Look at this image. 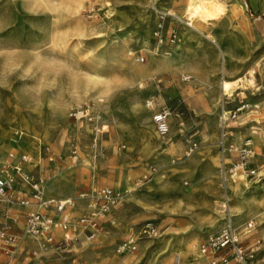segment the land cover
<instances>
[{"label":"rangeland","instance_id":"1","mask_svg":"<svg viewBox=\"0 0 264 264\" xmlns=\"http://www.w3.org/2000/svg\"><path fill=\"white\" fill-rule=\"evenodd\" d=\"M153 1L158 9L175 13L165 21L166 48H157L153 36L151 0H0V172L14 180L11 202L0 203V222L7 221L15 237L12 255L0 253V260L207 264L216 258L219 264H237L230 256L227 262L220 260L222 251L199 249L224 223L217 146L221 59L220 50L205 35H223L222 48L230 53L225 55L229 69L224 76L245 91L227 97L228 105L242 99L251 105L230 121L236 136L240 129L250 131V125L264 136V109L258 102L264 98V87L255 88L243 78L253 69L252 77L261 83L264 59L257 66L252 53L240 57L247 46L241 30L225 17L219 30L218 8L192 2L200 17L195 21L186 19V0ZM206 23L211 26L208 33L194 29L202 30ZM172 29L176 37L169 42ZM136 55H143V62ZM182 73L192 76L182 80ZM214 91L217 100L207 106ZM161 106L174 112L166 136L158 135L151 120ZM78 108H87L93 119L69 116ZM191 140L197 148L181 157ZM10 152L31 157L30 176L45 187V199H72L74 204L64 211L70 221L88 211L89 196L97 189L108 186L121 192L101 216L93 239L80 234L66 251L27 240L23 228L31 206L17 199H30V187L13 170L16 158ZM210 157H215L214 174L203 180L199 168ZM183 162H189V168L180 172L177 165ZM258 174L245 180L260 179L259 197H252L255 188L242 183L233 196L229 185L235 226L253 229L244 236L247 242L261 239L251 264H264V166ZM145 221L155 223V235L139 240L133 252L117 253L116 244ZM248 222L252 226L244 228Z\"/></svg>","mask_w":264,"mask_h":264},{"label":"built area","instance_id":"2","mask_svg":"<svg viewBox=\"0 0 264 264\" xmlns=\"http://www.w3.org/2000/svg\"><path fill=\"white\" fill-rule=\"evenodd\" d=\"M151 7L155 13V23L153 28V36L157 41V48H166L165 44V21L169 17H175V13L169 10L158 9L155 2L151 0ZM188 24L191 22L188 21ZM176 37L175 31L172 29L168 34V41L172 42ZM165 51V50H164ZM167 52V51H165ZM137 61L144 60L143 55H136ZM223 60V54L221 53ZM223 75V74H222ZM182 80H188L191 75L188 73L181 74ZM223 79V76H222ZM228 93L222 89V97L219 104L218 115V138L217 146L220 154L219 163V182L223 192V212L224 223L221 229L208 237L207 242L201 244L200 251H222L220 260L227 262L228 257H232L237 264H251V260L255 257L261 240L258 238L251 243L244 242V236L250 232L235 226L233 222V214L228 208V180L233 177L244 176L246 179H254L259 177L258 169L254 163L255 149L250 138L243 139L240 143H235L233 137V125L230 121L234 120L240 111L246 106L243 102L231 107L227 100ZM149 105L151 102L149 101ZM173 113L169 107L161 106L153 111L151 120L154 124L156 132L159 136L168 135L171 127V119ZM175 115V114H174ZM69 116L74 118H85L92 120L87 108L71 109ZM197 148V143L191 140L189 146L183 151L181 157H189ZM10 157L16 158L12 168L16 174L29 184L30 199L18 198V203L31 206L25 214V222L23 233L34 238L39 245H54L60 250H65L78 235L83 234L87 239L91 240L96 236L99 229V220L101 216L109 209L111 205L116 203L121 197V192L111 187L105 186L97 189L89 196V209L83 213L76 221H70L64 215L66 207L74 204L70 198H44L43 184L40 180L31 178L28 167L31 163V157L26 153L15 155L9 153ZM174 162V160H173ZM152 169V168H151ZM152 170H155L154 168ZM148 178V173H144L142 179ZM14 190V180L11 177L0 176V203L7 204L11 202ZM54 210L59 214L56 216L48 211ZM155 223L145 221L140 225L136 232L129 233L125 238L118 242L115 246L117 253L133 252L137 249L139 240L143 238H151L155 235ZM248 224H250L248 222ZM9 224L7 221L0 222V253L12 255L14 249V238L8 232ZM61 232V235H58ZM0 264H9V260H0ZM207 264H219V260L212 258Z\"/></svg>","mask_w":264,"mask_h":264},{"label":"crops","instance_id":"3","mask_svg":"<svg viewBox=\"0 0 264 264\" xmlns=\"http://www.w3.org/2000/svg\"><path fill=\"white\" fill-rule=\"evenodd\" d=\"M192 2L196 3V4H207L208 6H212L215 9L218 8V11H220V12L217 16V21L215 20V22H217V26L219 27V30L222 27H224L223 26L225 24V21L223 20L224 17L235 21V23L239 26V28L241 30V36L243 37L242 39L245 41V44L247 45L246 47H244L242 49L241 53L239 54L240 57H242L248 53H252L254 55L253 56L254 59L252 60V63L255 65H257L258 61L264 59V0H186V3L184 5V9L185 10L190 9L187 13V16H188L187 18L192 19L194 17L195 18L194 20L197 21L200 19V17L197 14H195V12H193L194 10L191 6ZM209 31H211V26L209 23H206V25L202 29V32L208 33ZM220 34H221V32H220ZM221 36L222 37L220 39L223 41L220 42V44L217 41L213 43L220 50L219 51L220 59H221V53L223 54V52H225L228 57L230 56V53L227 50H223V48H222V46L224 44V38H223L222 34H221ZM223 57H224V59L220 60V69H221L220 72L223 74V75H221V77L223 76V79H224L225 78L224 72L229 69L228 68L229 64L227 63V65H224V61L227 60V58L224 56V54H223ZM241 63L242 62H240V64ZM234 65L237 69H240V66L237 65V63H235ZM257 66H259V65H257ZM246 70H248V69H246ZM251 73L254 74L253 69H251ZM238 75H240V74H238ZM228 78H233V77H228ZM262 78H264V71H262ZM256 80H257V76H256ZM256 83L260 86V88L264 87V80H262L261 83L257 80ZM259 90H258V94L260 93ZM241 92L245 93V91H241ZM248 92L251 93V91H248ZM220 94L222 97V91L220 92ZM251 94L257 95L255 93H251ZM210 97H211V100H208V102H206L207 106L215 103V101L217 100L216 92L215 91L212 92ZM243 101L244 100L242 99L239 102H237L236 104H231L229 106L234 107V106L238 105V103L243 102ZM258 102L260 105L259 107L261 109H264V98H261ZM244 104H246V106L240 111L241 114H244L245 111H247V110H244L246 107H251V105L248 104L247 102H244ZM252 107L255 108L258 106H257V104H253ZM260 108H259V110H260ZM249 128L251 129L250 131H246L245 129H240L238 132V136L235 135V131L233 129L232 139L234 142H241L242 139L247 138V137L251 139V141L253 142V145H254V149H255L254 163H255V166L257 168H260L261 166H264V136L260 135L261 133L258 131L260 129H257L256 126L250 125ZM256 149H257V151H256ZM196 154H197V152L195 153V155L191 159H189V162H191L196 157ZM214 158L215 157H213V158L210 157L209 158L210 160H207L206 164L201 165V167L199 168V173H202L201 178H203V180H208L209 176L211 174H214V171L211 170V168L214 164V160H213ZM189 162H183V163L177 165V169L180 170V172L187 170L189 168ZM197 166L198 165H196L193 168L195 170V173L197 172V170H196ZM199 173H197V174H199ZM236 180H238V179H236ZM259 180L260 179L253 180V181H248V180L246 181L245 179L242 181L238 180L237 189L235 190L233 196L235 195L236 192L239 191L241 183L245 184L243 186L255 188L253 190V192L251 193L252 197L261 196V194L256 189L257 186L261 185V183L257 184V182ZM231 181H234V180H231ZM44 189H45V187H43V193H44ZM44 195H45V193H44ZM184 195H186V194H184ZM202 196L203 195H201V194L199 196L198 200H200V202L203 198ZM20 210H23V209H20ZM234 214H235V212H234ZM258 238L260 239V237H255L254 239L256 240ZM250 239H252V238H250ZM246 240H247V238L244 237L245 243H251V242H247ZM36 243H38V242H36ZM203 260H204V258L202 257V261Z\"/></svg>","mask_w":264,"mask_h":264},{"label":"bare ground","instance_id":"4","mask_svg":"<svg viewBox=\"0 0 264 264\" xmlns=\"http://www.w3.org/2000/svg\"><path fill=\"white\" fill-rule=\"evenodd\" d=\"M186 19H189V18H186ZM194 29H196V30H197L198 32H200V33H203L202 30H201L198 26H195ZM205 37L208 38L212 43H214V42L217 41V42L220 44V42L223 41V40L220 39L221 36H213L212 34H207V35H205ZM222 52H223V51H222ZM223 54H224V56L227 55L225 52H223ZM225 57H226V56H225ZM260 62H261V60L257 62V64H258L259 66H260ZM224 65H227V61H226V60L224 61ZM243 76H244L243 78L248 79V80L250 81V84L253 85L255 88H256V87H259V85L256 83V81H257L256 78H253V77H252V74H251L250 71H247L246 73H244ZM220 87H221V89H224V91L228 93V97H231L232 95H234V92L237 91V90H238V93H240L241 91H244L243 88H240V87H239V88H235V86L229 84V82H228V80H226V78H224V79L221 80V82H220ZM96 116L98 117V115H96ZM81 127L83 128V131H85L86 128H87L85 125H83V126H81ZM95 129H96V128H93L92 132H94ZM85 132H86V131H85ZM4 142H5V141H4ZM0 176L5 177L1 172H0ZM240 177H241V178H240ZM236 179L242 181V180L245 179V177H244V176H238V177L230 178V179L228 180V188H229V185H230V187H231V189H232L233 192H235V190L237 189L238 180H236ZM231 180H234V181H231ZM246 181H247V180H246ZM43 195H44V193H43ZM45 197H46V196L44 195V198H45ZM60 199H64V198H60ZM222 200H223V199H222ZM222 206H223V202H222ZM228 208H229V210H230V212H231L230 196H229V193H228ZM222 211H223V209H222ZM51 212H52L53 214H55L56 216L59 214L58 212H56V211H54V210H51ZM231 213H232V212H231ZM232 214H233V213H232ZM233 215L235 216V214H233ZM251 226H252V223H250V224H246V225H244L243 227H244V228H250ZM27 239L29 240L30 237L28 236ZM30 240H31V239H30ZM38 245H39V244H38ZM203 258H205L204 255H203Z\"/></svg>","mask_w":264,"mask_h":264}]
</instances>
